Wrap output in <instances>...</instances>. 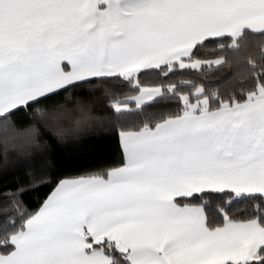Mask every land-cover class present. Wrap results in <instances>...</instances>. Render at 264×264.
Returning a JSON list of instances; mask_svg holds the SVG:
<instances>
[{
    "label": "snow or ice",
    "instance_id": "1",
    "mask_svg": "<svg viewBox=\"0 0 264 264\" xmlns=\"http://www.w3.org/2000/svg\"><path fill=\"white\" fill-rule=\"evenodd\" d=\"M97 121L120 163L49 171ZM37 162L0 191V264H264V0H0V176Z\"/></svg>",
    "mask_w": 264,
    "mask_h": 264
},
{
    "label": "trees",
    "instance_id": "2",
    "mask_svg": "<svg viewBox=\"0 0 264 264\" xmlns=\"http://www.w3.org/2000/svg\"><path fill=\"white\" fill-rule=\"evenodd\" d=\"M205 57H211L212 52L206 49L202 53ZM246 70L243 65L229 64L223 68H205L203 70V79L210 85H219L222 89L227 88L231 77H235ZM193 75V74H187ZM154 77H146V82L153 80ZM87 96V94H83ZM94 103L90 106L95 110L94 114L103 117V107L99 99L93 97ZM18 127L23 128L31 123L29 115L21 112L15 117ZM102 125L97 121L90 126L80 137L69 139L66 145H58L52 152L53 158L61 161L71 157V164L61 163L55 169L49 171L54 172L57 176H75L86 172L90 169L111 167L118 165L121 161V152L117 138L114 134L105 130L101 135L99 128ZM40 153H37L38 157ZM46 166L37 162L31 167L20 166L9 170L3 176H0V191L15 188L17 185H29L35 176L45 171ZM50 179V177H49ZM51 183L41 185L24 193L23 200L28 208H35L44 198L45 194L50 191ZM215 202H213L214 204ZM238 207L234 205V208Z\"/></svg>",
    "mask_w": 264,
    "mask_h": 264
}]
</instances>
